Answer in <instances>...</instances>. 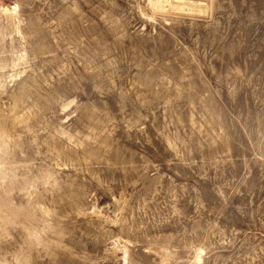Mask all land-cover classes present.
Returning <instances> with one entry per match:
<instances>
[{
	"label": "rangeland",
	"instance_id": "rangeland-1",
	"mask_svg": "<svg viewBox=\"0 0 264 264\" xmlns=\"http://www.w3.org/2000/svg\"><path fill=\"white\" fill-rule=\"evenodd\" d=\"M0 264H264V0H0Z\"/></svg>",
	"mask_w": 264,
	"mask_h": 264
}]
</instances>
